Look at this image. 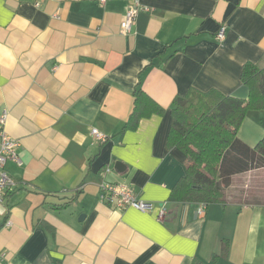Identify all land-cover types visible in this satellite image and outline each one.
Returning a JSON list of instances; mask_svg holds the SVG:
<instances>
[{
  "label": "crops",
  "instance_id": "crops-1",
  "mask_svg": "<svg viewBox=\"0 0 264 264\" xmlns=\"http://www.w3.org/2000/svg\"><path fill=\"white\" fill-rule=\"evenodd\" d=\"M140 2L149 10L122 34L127 0H0V114L21 161L4 164L15 185L0 201V264H264V167L230 176L250 199L199 215L171 196L186 161L169 141L175 97H247L243 64L264 65V0ZM138 89L162 112L130 128ZM236 135L253 147L264 110ZM105 182L162 204L164 218L103 203Z\"/></svg>",
  "mask_w": 264,
  "mask_h": 264
},
{
  "label": "trees",
  "instance_id": "trees-1",
  "mask_svg": "<svg viewBox=\"0 0 264 264\" xmlns=\"http://www.w3.org/2000/svg\"><path fill=\"white\" fill-rule=\"evenodd\" d=\"M240 80L248 88L246 98L190 89L173 99L169 141L186 161V174L172 191L173 199L223 203L231 174L264 167V135L253 147L236 135L248 110H264V65L244 63ZM156 112L162 108L138 89L126 126L135 128L141 117ZM191 264L205 263L195 258Z\"/></svg>",
  "mask_w": 264,
  "mask_h": 264
},
{
  "label": "built area",
  "instance_id": "built-area-1",
  "mask_svg": "<svg viewBox=\"0 0 264 264\" xmlns=\"http://www.w3.org/2000/svg\"><path fill=\"white\" fill-rule=\"evenodd\" d=\"M100 5H103L106 0H97ZM123 19L120 24V32L126 34L130 31L136 15L141 10H149V7L142 5L140 0H127ZM225 25H221L218 29L216 37L222 40L224 37ZM7 112L4 110L0 114V201L3 195L15 185L14 179L4 170V164L7 159L21 164L17 156L16 148L19 141L10 136L6 131ZM91 134L95 140L105 141L107 136L96 128L91 129ZM100 199L103 203L114 206L120 209L133 208L141 212H151L156 209V219L161 221L164 218L166 209L162 204L158 206L149 200L140 198L129 186L123 183H109L105 182L100 185ZM206 204L199 203L196 210L197 214L201 215L204 212ZM10 225V221L6 222Z\"/></svg>",
  "mask_w": 264,
  "mask_h": 264
},
{
  "label": "rangeland",
  "instance_id": "rangeland-1",
  "mask_svg": "<svg viewBox=\"0 0 264 264\" xmlns=\"http://www.w3.org/2000/svg\"><path fill=\"white\" fill-rule=\"evenodd\" d=\"M262 178H264V173L262 175ZM242 185V182L239 181L238 179L234 181V184L231 187H224L223 189V199L225 201L228 200V198L231 196L232 198H238L241 201L244 199H250V197H247L243 194V188L240 186ZM243 187V186H242ZM258 190L261 192V197L264 196V179L262 183L259 185Z\"/></svg>",
  "mask_w": 264,
  "mask_h": 264
},
{
  "label": "water",
  "instance_id": "water-1",
  "mask_svg": "<svg viewBox=\"0 0 264 264\" xmlns=\"http://www.w3.org/2000/svg\"><path fill=\"white\" fill-rule=\"evenodd\" d=\"M117 164H118V163H115V165H114L115 168H118V165H117Z\"/></svg>",
  "mask_w": 264,
  "mask_h": 264
}]
</instances>
